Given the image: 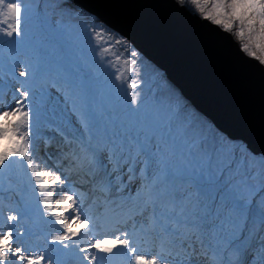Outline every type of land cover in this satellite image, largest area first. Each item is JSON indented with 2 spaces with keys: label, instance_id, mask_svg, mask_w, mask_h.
Wrapping results in <instances>:
<instances>
[{
  "label": "snow or ice",
  "instance_id": "6c2138e0",
  "mask_svg": "<svg viewBox=\"0 0 264 264\" xmlns=\"http://www.w3.org/2000/svg\"><path fill=\"white\" fill-rule=\"evenodd\" d=\"M175 6L227 33L264 70V0ZM53 7L52 31L71 45L10 56L7 72L0 50V85L15 81L13 104L0 107V204L26 188L21 215L50 228L48 248L27 245L12 223L21 215L10 213L0 264H264V153L209 135L159 89L145 97L127 40L96 21L81 25L76 0ZM26 11L23 0H0V37H22ZM98 69L112 70L122 106L104 98ZM51 89L60 106L50 105Z\"/></svg>",
  "mask_w": 264,
  "mask_h": 264
},
{
  "label": "water",
  "instance_id": "95a60500",
  "mask_svg": "<svg viewBox=\"0 0 264 264\" xmlns=\"http://www.w3.org/2000/svg\"><path fill=\"white\" fill-rule=\"evenodd\" d=\"M163 70L232 139L264 153V70L175 0H76Z\"/></svg>",
  "mask_w": 264,
  "mask_h": 264
},
{
  "label": "rangeland",
  "instance_id": "374dc122",
  "mask_svg": "<svg viewBox=\"0 0 264 264\" xmlns=\"http://www.w3.org/2000/svg\"><path fill=\"white\" fill-rule=\"evenodd\" d=\"M23 3L27 7V11L24 13L25 23L22 25V28L24 29V35L19 38L0 37V50H2L3 53L4 72H7L11 67L9 63L10 56H16L18 60L22 61L24 60L26 54H30L32 50L38 47L40 44H44L49 50H55L58 43L62 39L67 41V44L69 45H71L72 40L74 39L72 37H61L59 33L52 31V28L55 27V25L52 24V21L58 20L60 18L58 9L53 7V5L56 3V0H23ZM86 13H88L89 16H85L84 19L82 18L81 25L90 23L91 21H96L98 24L111 31L113 36L127 40L125 37L106 25L103 21H100L96 16L91 15L89 12ZM94 17L96 19H94ZM9 40H13L14 42L9 43ZM128 43L131 45V50L139 53L137 58V66L140 69L141 79L145 81V84L142 85L145 97H149L152 91L159 89L160 91L157 94L171 96L174 100L179 99L181 103L186 105L187 111L190 112L194 117V123L209 130V135L215 133L229 140L243 142L241 144L242 149L246 146V148L252 153H261L255 152L243 140L239 138L232 139L227 134L219 130L208 117H206L202 112L192 105V103L181 93L174 83L168 79L163 70L147 59L141 52H139L130 43V41H128ZM114 51H117L119 54L123 52V49L117 46ZM66 54L71 55L72 52L69 50L66 52ZM97 71L99 73L100 87L103 90L104 98L106 100L110 99V102L113 105L122 106L123 97L120 96L117 98V96L108 86L111 82V77L108 75V73H110L112 70L98 69ZM125 75H128V73H125ZM3 79L6 81V83L0 85V93H2V96H0V107L13 104L12 96L14 94L13 85H15V81L7 76L3 77ZM18 79L23 80L24 78L18 77ZM16 86L18 87V85ZM50 92V105L60 106L58 93H56L55 89H51ZM40 154L43 155V151H41ZM5 187H7V182H5ZM21 196H23L24 199H28L31 196V193L25 188L20 190L19 195L17 194V191L5 192L3 194L2 204H0V226L6 225L8 223L7 216L10 213L21 215V211L24 207V200L21 199ZM34 220L35 216L21 215V219L18 222L12 223L18 229L26 233V236L22 239L26 241L27 245L34 247L38 251L45 250L48 248V245L44 240V232L49 231L50 228L46 226H39L34 223ZM155 251L156 249L153 248L151 253L148 254H154Z\"/></svg>",
  "mask_w": 264,
  "mask_h": 264
},
{
  "label": "trees",
  "instance_id": "16d2710c",
  "mask_svg": "<svg viewBox=\"0 0 264 264\" xmlns=\"http://www.w3.org/2000/svg\"><path fill=\"white\" fill-rule=\"evenodd\" d=\"M84 11H85V10H84ZM84 13H85V16H89L88 13H86V12H84ZM83 19H84V18H83ZM94 19H96V18L94 17ZM150 64H151V63H150Z\"/></svg>",
  "mask_w": 264,
  "mask_h": 264
}]
</instances>
